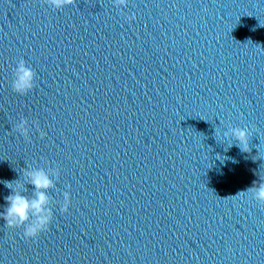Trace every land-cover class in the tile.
<instances>
[{"label":"water","instance_id":"obj_1","mask_svg":"<svg viewBox=\"0 0 264 264\" xmlns=\"http://www.w3.org/2000/svg\"><path fill=\"white\" fill-rule=\"evenodd\" d=\"M28 165L69 208L35 239L0 219V264H264V0H0V210Z\"/></svg>","mask_w":264,"mask_h":264},{"label":"clouds","instance_id":"obj_2","mask_svg":"<svg viewBox=\"0 0 264 264\" xmlns=\"http://www.w3.org/2000/svg\"><path fill=\"white\" fill-rule=\"evenodd\" d=\"M53 9H64L72 3V0H45ZM117 8L126 7L129 0H111ZM36 73L21 58L17 61L13 69L11 87L14 92L24 95L33 89ZM35 123V122H33ZM38 127V125H37ZM13 129L25 137L29 138L28 120L24 117L13 125ZM216 135L220 139L226 140L231 147L233 141L237 142L241 151L247 152L250 130L248 128L229 126L222 133L216 128ZM44 133L41 132V136ZM24 181H3L5 187L11 190L10 194L4 197L5 204L0 210V219H3L5 226L9 229L23 227L25 239H35L40 233L46 231L53 218L52 205L59 203V211L66 212L70 204V194L63 192V201H55L49 194L50 189L56 188V181L60 173L57 168L33 167L28 165L23 169ZM26 184L32 186L31 196L25 195ZM260 203L264 204V179L259 182L253 181L252 185L246 189Z\"/></svg>","mask_w":264,"mask_h":264}]
</instances>
